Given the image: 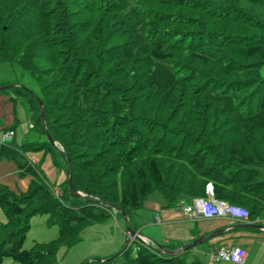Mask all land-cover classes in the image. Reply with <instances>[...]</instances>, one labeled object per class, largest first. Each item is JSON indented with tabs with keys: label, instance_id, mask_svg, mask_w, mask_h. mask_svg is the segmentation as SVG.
I'll return each instance as SVG.
<instances>
[{
	"label": "trees",
	"instance_id": "trees-1",
	"mask_svg": "<svg viewBox=\"0 0 264 264\" xmlns=\"http://www.w3.org/2000/svg\"><path fill=\"white\" fill-rule=\"evenodd\" d=\"M0 62L33 79L43 109L42 123L27 88H0L25 101L36 134L0 143V159L31 176L24 191L0 183V264H56L57 246L112 205L136 229L153 191L179 204L209 182L249 218L264 209V0H0ZM35 145L62 156L59 194L24 156ZM36 214L57 235L24 248ZM191 248L167 256L126 238L97 264H201Z\"/></svg>",
	"mask_w": 264,
	"mask_h": 264
},
{
	"label": "crops",
	"instance_id": "crops-1",
	"mask_svg": "<svg viewBox=\"0 0 264 264\" xmlns=\"http://www.w3.org/2000/svg\"><path fill=\"white\" fill-rule=\"evenodd\" d=\"M0 92V134L13 130L11 141L17 145L29 132V111L23 119L22 109L17 107L18 96ZM23 102H25L23 100ZM26 105V103H24ZM20 107V106H19ZM20 130L18 133L16 130ZM1 138V137H0ZM31 180L29 174L19 175L17 164L11 159H0V183L13 191H24ZM160 195V193H159ZM191 199L184 198L182 203L189 204ZM46 219V217H45ZM133 221L139 234L151 245L156 241L167 243H186L199 236L217 232L213 237L192 247L189 255L197 257L201 263L207 261V252L219 247L239 246L245 250V257L240 264H264V209L259 214L240 220L225 217L204 218L184 213L177 203H168L161 195L156 198L146 197L143 205L135 210ZM259 224L263 229H255L245 224ZM244 224V225H242ZM121 240V238L119 239ZM217 264H235L221 261Z\"/></svg>",
	"mask_w": 264,
	"mask_h": 264
},
{
	"label": "rangeland",
	"instance_id": "rangeland-1",
	"mask_svg": "<svg viewBox=\"0 0 264 264\" xmlns=\"http://www.w3.org/2000/svg\"><path fill=\"white\" fill-rule=\"evenodd\" d=\"M17 84L33 91H38L37 85L33 79L21 68L14 64L0 62V83ZM5 85V84H3ZM2 86V85H0ZM11 96L13 93L7 91ZM21 98L20 96H18ZM23 99L17 100V107L22 109L23 119L26 118V105ZM20 106V107H19ZM9 130V129H8ZM20 130H16L18 133ZM1 137V134H0ZM17 145H20L19 134L16 136ZM36 134L32 131L26 132L23 141L34 140ZM42 140V136L39 137ZM34 146V144H33ZM24 156L28 160H32L35 166L41 172L43 179L54 188H58L60 182L65 178V170L63 167V159L59 153L39 149L35 145L34 148L26 149ZM60 191H58L59 194ZM159 196L158 191H153L149 197L156 198ZM112 215L102 221L87 224L79 231V240L68 247L64 245L57 246L55 250L56 264H97V261L111 256L120 251L121 246L125 244V239L139 241L143 244H149L143 237L142 241L137 240L135 236H129L125 233V222L121 214L113 209ZM45 214H36L29 219V229L23 242L24 248H30L36 242H46L57 235L58 226L56 224L47 225L45 223ZM3 220V214L0 210V221ZM121 238V240H119ZM191 258V257H188ZM120 260L112 264H119ZM1 264H20L10 258L3 259ZM201 264H205L202 262Z\"/></svg>",
	"mask_w": 264,
	"mask_h": 264
},
{
	"label": "built area",
	"instance_id": "built-area-1",
	"mask_svg": "<svg viewBox=\"0 0 264 264\" xmlns=\"http://www.w3.org/2000/svg\"><path fill=\"white\" fill-rule=\"evenodd\" d=\"M13 130H5L1 134L0 141L8 142L13 136ZM59 189L54 192L58 194ZM178 206L184 213H191L194 216L204 218L225 217L240 220H248L249 212L246 208L229 203L223 200L215 199L212 195L211 184L205 185V196L191 199L189 204L179 202ZM245 257V250L239 246L219 247L207 252L206 264H217L221 261H227L240 264Z\"/></svg>",
	"mask_w": 264,
	"mask_h": 264
},
{
	"label": "water",
	"instance_id": "water-1",
	"mask_svg": "<svg viewBox=\"0 0 264 264\" xmlns=\"http://www.w3.org/2000/svg\"><path fill=\"white\" fill-rule=\"evenodd\" d=\"M14 84H5V85H2L0 86V88H4V87H10ZM30 94H32L34 97L37 98L38 100V104L40 106V117H41V121L43 123V109H42V102L41 100L37 97V95L31 91V90H28ZM44 133H45V137L47 139V141L50 143V145L56 150L58 151L59 153L61 154H64L62 149L60 148L59 145H57V143L55 141H53L51 139V137L49 136L48 132L44 129ZM66 175H67V184H68V188L70 190V192L74 195V196H80L81 193L77 190H75L72 186V183H71V176H70V163H69V160H68V168H67V172H66ZM113 210L119 212L121 214V216L123 217L124 219V222H125V233L129 236H135L137 240H140L142 241V238L143 236L141 234H139L138 230L137 229H133L130 227L129 225V220H128V217L127 215L122 211V209L117 206V205H112L111 206ZM244 225V224H242ZM247 225L248 227H251V228H255V229H263L262 228V225H259V224H245ZM217 232H212V233H209L208 235H205V236H199L198 238H195L189 242H186V243H183L181 244L180 246L176 247V248H172V249H168V248H165L162 244L156 242V241H152V246L155 247L160 253L164 254V255H167V256H173V255H176L178 253H180L181 251L189 248V247H195L196 245L204 242L205 240H208L210 239L211 237H213Z\"/></svg>",
	"mask_w": 264,
	"mask_h": 264
},
{
	"label": "clouds",
	"instance_id": "clouds-1",
	"mask_svg": "<svg viewBox=\"0 0 264 264\" xmlns=\"http://www.w3.org/2000/svg\"><path fill=\"white\" fill-rule=\"evenodd\" d=\"M130 241H132V240H130ZM143 244V243H142ZM144 245H150V244H144ZM152 246V245H151Z\"/></svg>",
	"mask_w": 264,
	"mask_h": 264
}]
</instances>
